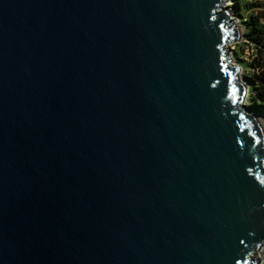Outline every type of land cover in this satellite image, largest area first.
<instances>
[{"label":"water","instance_id":"1","mask_svg":"<svg viewBox=\"0 0 264 264\" xmlns=\"http://www.w3.org/2000/svg\"><path fill=\"white\" fill-rule=\"evenodd\" d=\"M225 3L0 0V264H257Z\"/></svg>","mask_w":264,"mask_h":264},{"label":"rangeland","instance_id":"2","mask_svg":"<svg viewBox=\"0 0 264 264\" xmlns=\"http://www.w3.org/2000/svg\"><path fill=\"white\" fill-rule=\"evenodd\" d=\"M256 0H226L225 7L230 8L232 16L235 18L237 26L241 29L242 34L236 40L229 43L228 56L232 64H236L237 75L240 81L245 83L246 92L243 105L245 108L254 114L264 128V107L255 104L252 100V94L256 82L254 79L261 74V68L257 65L258 62L264 65V53H259L255 45L248 40L246 36L247 22L250 15L256 11H264V0H257L261 3L260 7L250 8L247 6ZM264 22V17L261 18ZM255 256L258 257L257 264H264V244L257 250Z\"/></svg>","mask_w":264,"mask_h":264},{"label":"trees","instance_id":"3","mask_svg":"<svg viewBox=\"0 0 264 264\" xmlns=\"http://www.w3.org/2000/svg\"><path fill=\"white\" fill-rule=\"evenodd\" d=\"M250 8L260 7L259 1H253L247 5ZM264 17V11H256L250 15L249 22H247L246 36L252 42L259 53H264V22L261 18ZM261 68V74L254 79L256 86L252 94V100L255 104L264 107V65L260 62L257 63Z\"/></svg>","mask_w":264,"mask_h":264},{"label":"bare ground","instance_id":"4","mask_svg":"<svg viewBox=\"0 0 264 264\" xmlns=\"http://www.w3.org/2000/svg\"><path fill=\"white\" fill-rule=\"evenodd\" d=\"M225 5H226V3H225ZM241 30V29H240ZM242 32V31H241ZM258 123H259V128H260V130L262 131V134H263V136H264V128H262L263 126H261V123L259 122V120H258Z\"/></svg>","mask_w":264,"mask_h":264}]
</instances>
